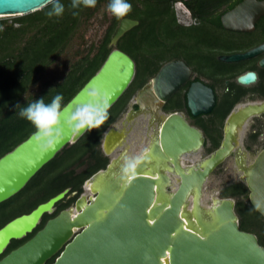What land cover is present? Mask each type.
<instances>
[{"label": "water", "instance_id": "water-1", "mask_svg": "<svg viewBox=\"0 0 264 264\" xmlns=\"http://www.w3.org/2000/svg\"><path fill=\"white\" fill-rule=\"evenodd\" d=\"M47 4L48 0H0V18L23 16ZM262 16L264 0H242L222 14L220 22L226 31L249 33ZM137 25L129 18L119 22L105 60L63 106L65 118L89 102L90 89H98L109 108L128 89L136 64L116 46ZM263 52L261 44L218 59L237 63ZM260 66L264 67V59ZM191 74L182 60L163 64L131 97L129 103L136 109L126 110L103 133L100 148L109 158L105 168L84 181L73 206L49 219L30 239L3 256L0 264H45L53 257L50 264H264V246L254 234L239 228L235 199L221 198L218 190L205 194L211 174L232 157L237 181L247 188L250 205L254 208L255 201L259 205L255 210L264 217V148L251 156L244 146L250 120L264 114V100L236 104L224 119L219 146L203 156L202 131L189 125L183 112L162 111ZM255 80L253 72L237 77L241 85ZM186 101L191 116L196 117L210 113L216 99L211 88L194 82ZM32 135L0 157V204L83 136H74L66 127L62 143L52 151L43 150ZM136 156L142 157L140 163L125 173V158ZM68 192L66 188L5 223L0 228V256L12 241L33 233ZM213 195L219 201L215 209L211 207Z\"/></svg>", "mask_w": 264, "mask_h": 264}, {"label": "trees", "instance_id": "trees-1", "mask_svg": "<svg viewBox=\"0 0 264 264\" xmlns=\"http://www.w3.org/2000/svg\"><path fill=\"white\" fill-rule=\"evenodd\" d=\"M241 1L186 0L185 4L194 17L212 21L205 27L191 29L178 23L173 7L175 0H128L132 11L124 18L136 20L138 25L126 32L116 47L135 62V77L123 95L109 108V118L99 129L86 131L75 144L65 146L21 191L0 204L1 228L11 219L29 213L38 204L69 188L65 198L56 204L55 213L44 215L35 231L23 240L12 241L0 259L30 239L47 219L72 205L82 193L84 181L105 168L108 158L100 148L103 133L125 111L131 97L155 76L163 64L181 59L197 70L200 76L207 80L217 78L221 83L215 108L209 114L195 118L206 143H210L206 153L219 146L223 121L236 103L248 93L251 98H264V70L253 65L256 71L258 69L259 80L248 91L234 81V77L244 71L235 70L243 63H224L217 58L223 54L246 51L264 42V16L250 33L228 32L221 27L220 8L226 5V10H229ZM60 2L66 6L61 17L49 18L46 12L51 5L47 4L33 13L13 17L11 23L0 19V157L35 131L27 120L16 114L17 104L23 107L42 97L46 103H50L55 95L60 94L64 98L62 107L65 106L96 73L112 49L109 43L121 21L113 16L98 45L76 57L62 78L44 79L46 71L66 53L73 40L82 35L88 21L107 7L109 0H97L95 8H82L76 17L67 8L70 0ZM196 6L199 10H196ZM239 36H244L245 40L238 39ZM225 80L231 81L226 85ZM186 88L168 101L166 111H184L188 114ZM260 132L258 129L248 136V145L257 141ZM247 193L243 184L233 182L224 185L220 197L235 199L240 230L254 234L259 244L264 246V217L250 205ZM53 261L51 259L47 264Z\"/></svg>", "mask_w": 264, "mask_h": 264}, {"label": "clouds", "instance_id": "clouds-1", "mask_svg": "<svg viewBox=\"0 0 264 264\" xmlns=\"http://www.w3.org/2000/svg\"><path fill=\"white\" fill-rule=\"evenodd\" d=\"M51 5L46 15L49 18L61 17L65 10V4L60 0H48ZM97 0H70L67 8L71 10L73 17L79 16L82 8H95ZM107 11L118 21L132 11V5L128 0H109ZM89 102L78 105L68 118L64 116L62 107L63 96L55 95L50 103H46L42 97L28 103L26 106L16 105L17 115L27 120L35 129L32 139L43 150H56L62 143L65 128L71 130L74 136H81L84 132L92 129H99L109 118V101L103 96L98 89H90L88 91ZM141 156L126 157L124 164V172L135 169L140 163ZM254 210L259 205L254 201ZM219 206V201L212 197V209Z\"/></svg>", "mask_w": 264, "mask_h": 264}, {"label": "rangeland", "instance_id": "rangeland-1", "mask_svg": "<svg viewBox=\"0 0 264 264\" xmlns=\"http://www.w3.org/2000/svg\"><path fill=\"white\" fill-rule=\"evenodd\" d=\"M176 19L179 22L180 21H187L186 13L182 10L178 9L175 10ZM13 17H3L0 19H6L8 23H11V19ZM111 18V14L107 11V7H104L100 10L99 13L95 14L89 21L88 24L84 27L82 31V35L80 37H77L73 40V42L70 44V47L67 49L66 53L63 54L57 62L51 66L45 73L44 79H57L62 78L69 65L74 62L75 58L80 56L82 53L87 51L93 46H97L100 40L102 39L104 33L107 30V27L109 26V21ZM238 39L242 38V40H245V37H237ZM256 59H254L253 64L255 63ZM129 102L127 107L129 106ZM127 107L125 111L118 117V119L114 122L117 123L122 119V116L125 114ZM113 123V124H114ZM263 146L264 145V131L262 135H260L259 139L257 140L256 144H253L251 147V152L254 151L256 146ZM210 147V143L205 140V147L203 149L202 155L208 154L207 148ZM140 147H136L134 152H139ZM230 158L229 160L224 161L220 166H218L215 171L211 174L209 180L206 183V196H208L212 191L218 190L219 194L221 189L224 187V185L233 182L232 181V172L230 168ZM208 202V198H206Z\"/></svg>", "mask_w": 264, "mask_h": 264}, {"label": "flooded vegetation", "instance_id": "flooded-vegetation-1", "mask_svg": "<svg viewBox=\"0 0 264 264\" xmlns=\"http://www.w3.org/2000/svg\"><path fill=\"white\" fill-rule=\"evenodd\" d=\"M183 8L185 9V13H186V17H187V21H180L179 20V24H181V25H183V26H185V27H189V28H191V29H194V28H196V27H205V26H207V24H209V23H212V21L211 20H208V19H202V18H197V17H194L193 16V14L191 13V11H190V9L186 6V4H185V2L183 3ZM227 9V7H226V5H223L221 8H220V10L218 11V12H220L221 13V15L222 14H224L225 12H227V11H229V10H226ZM196 10H199V7H197L196 6ZM221 15L219 16V23H220V25H221V22H220V17H221ZM176 16V15H175ZM263 17V16H262ZM259 21V20H258ZM257 23V22H256ZM256 25V24H255ZM221 27H222V25H221ZM223 28V27H222ZM224 29V28H223ZM225 30V29H224ZM255 30V29H254ZM253 30V31H254ZM226 31V30H225ZM252 31V32H253ZM228 32H230V31H228ZM235 33V32H234ZM250 33V32H249ZM261 44H264V42L263 43H260V44H257L256 46H258V45H261ZM256 46H253L252 48H254V47H256ZM252 48H250V49H252ZM250 49H248V50H250ZM248 50H246V51H248ZM246 51H243V52H246ZM243 52H234V53H231V54H235V53H243ZM231 54H223V55H231ZM220 56H222V55H220ZM219 57V56H218ZM217 57V58H218ZM254 59H256V61H255V63L253 64V62H251V61H253ZM262 59H264V52L262 53V54H260L259 56H257V57H254V58H252V59H249V60H245V61H240V62H237V63H243L240 67H236V69L235 70H244L241 74H239V75H237V76H235L234 77V81H235V83L238 85V86H240V87H242L243 89H245V90H250V88H252V86H255V84L258 82V80H259V75H258V69H257V71L253 68V65H256L258 68H259V70H264V67H261L260 66V61L262 60ZM175 60H181V59H175ZM219 60V59H218ZM183 61V60H182ZM185 62V61H184ZM185 64L188 66V68L192 71V74H191V77H190V79L186 82V84L183 86V87H181L179 90H178V92L182 89H184L185 87H187L186 89H185V102H186V109H187V111H188V114L187 113H185L184 111H172V112H168V111H166L165 110V107H166V104L168 103V101L177 93H175L174 95H172L171 97H170V99L163 105V107H162V111L163 112H165V113H173V112H183L184 113V115H185V118H186V121L188 122V124L189 125H191V126H194V127H196V128H198V129H200L197 125H196V122H195V118H197L198 116H196V117H193V116H191V114H190V112H189V110H188V108H187V101H186V94H187V91H188V89H189V86L192 84V83H194V82H201L202 84H204L205 86H207V87H209V88H211L213 91H214V94H215V99H216V101H215V106H216V104H217V93H218V90L220 89L221 90V88H219V86L221 85V83H219V80H217V78H215V79H212V80H207V79H205L203 76H200L199 75V73H198V71L197 70H195V69H193L192 67H190L186 62H185ZM220 70H223V69H220ZM248 72H253V73H255V75H256V80L253 82V83H250V84H248V85H241V84H239V83H237V77L238 76H240V75H242V74H245V73H248ZM230 81L231 80H225L224 81V84H229L230 83ZM214 87V88H213ZM238 89H240V88H238ZM260 100H264V98L263 99H259V98H257V97H253V98H251V94H246L245 96H244V98H243V100L242 101H240V102H238V103H244V102H247V101H260ZM238 103H236V104H238ZM235 104V105H236ZM234 105V106H235ZM215 106L213 107V109L215 108ZM233 106V107H234ZM232 107V108H233ZM129 108H133V109H136V107L135 106H133V105H131V104H129V106L127 107V110L129 109ZM212 109V110H213ZM230 112V111H229ZM209 114V113H208ZM207 115V114H206ZM228 115V114H227ZM226 115V116H227ZM199 116H203V115H199ZM226 118V117H225ZM224 122V121H223ZM223 126V125H222ZM260 130L261 132L259 133V135H258V138H257V140L259 139V137H260V135H262V133H263V131H264V114H262V115H260V116H257V117H254V118H252L251 120H250V122H249V124H248V127H247V130H246V134H245V138H244V146H245V149L250 153V155L251 156H253V155H255V153L258 151V150H260L261 148H264V145L263 146H256L255 147V149H254V151H252L251 152V147L253 146V145H248V136L251 134V133H256V131L257 130ZM201 130V129H200ZM202 131V130H201ZM202 133H203V131H202ZM221 133H222V128H221ZM203 135H204V133H203ZM205 137V136H204ZM222 138V137H221ZM205 140H206V138H205ZM221 141V140H220ZM257 142V141H256ZM256 142L254 143V144H256ZM220 144V143H219ZM205 147V146H204ZM212 152V151H211ZM205 155H207V154H205ZM205 155H203V156H205ZM227 160H229V159H227ZM108 161H109V158H108ZM230 168H231V172H232V181L233 182H238L237 181V177L235 176V174H234V161H233V159H232V157H230ZM233 182H231V183H233ZM69 193V192H68ZM220 196V195H219ZM79 197V196H78ZM77 197V198H78ZM245 197H241V199H244ZM247 199H248V193H247ZM77 200V199H76ZM75 200V201H76ZM74 201V202H75ZM74 202L72 203V205H70V206H73V204H74ZM69 206V207H70ZM69 207H67V208H69ZM66 208V209H67ZM65 210V209H64ZM55 213V212H54ZM53 213V214H54ZM52 214V215H53ZM55 217V216H54ZM53 218V217H52ZM51 219V218H50ZM49 219H47L46 220V222L48 221ZM45 222V223H46ZM52 259H55V257H53ZM51 260V259H50ZM49 261H47L45 264H47Z\"/></svg>", "mask_w": 264, "mask_h": 264}, {"label": "built area", "instance_id": "built-area-1", "mask_svg": "<svg viewBox=\"0 0 264 264\" xmlns=\"http://www.w3.org/2000/svg\"><path fill=\"white\" fill-rule=\"evenodd\" d=\"M186 0H175V3H174V9L175 10H182L183 12L185 11V9L183 8V3L185 2Z\"/></svg>", "mask_w": 264, "mask_h": 264}]
</instances>
